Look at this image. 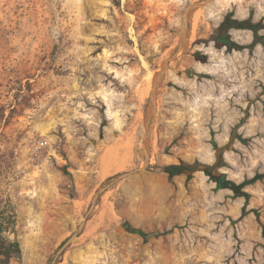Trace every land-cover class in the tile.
<instances>
[{"label":"rangeland","instance_id":"1","mask_svg":"<svg viewBox=\"0 0 264 264\" xmlns=\"http://www.w3.org/2000/svg\"><path fill=\"white\" fill-rule=\"evenodd\" d=\"M203 1L0 0V233L15 249L0 264H264V181L246 188L261 224L203 171L187 182L157 168L218 163L237 183L264 172V30L252 50L211 42L231 12L264 25V0H213L193 15L160 92L149 169L108 189L56 256L95 193L143 167L147 76Z\"/></svg>","mask_w":264,"mask_h":264},{"label":"trees","instance_id":"2","mask_svg":"<svg viewBox=\"0 0 264 264\" xmlns=\"http://www.w3.org/2000/svg\"><path fill=\"white\" fill-rule=\"evenodd\" d=\"M264 30L263 20L255 22L252 16H249L245 19H240L235 17L234 13H228L219 26L215 29V32L211 38V42L214 43L215 47L218 49L225 48L227 51H243L246 49L252 50L259 44H262V36L260 32ZM232 31H249L253 34L254 41L251 45L241 44L234 40L232 36ZM194 57L197 61L206 63V57L201 55L200 52H196ZM223 165L215 164H205L200 161L190 162H181L180 164H169L157 166L160 172H163L168 175L170 180H173L175 177L185 175L187 177V182L194 178V175L203 171L212 181L217 185V189H229L233 192L234 197L244 198L246 200V206L242 210V217L247 215L250 212L256 213L257 219H259V213L256 210L247 211V205L251 199V194L246 191V188L252 185L257 184L258 182L264 181V172L256 173L251 178H246L243 182L237 183L234 180L227 178L225 173H220V169ZM67 172V171H66ZM72 178V174L67 172ZM72 198H75V190H72ZM262 224V223H261ZM124 227L127 231L141 236L144 240L149 238V234L145 231L132 227L128 222H125ZM264 227V225H263Z\"/></svg>","mask_w":264,"mask_h":264},{"label":"water","instance_id":"3","mask_svg":"<svg viewBox=\"0 0 264 264\" xmlns=\"http://www.w3.org/2000/svg\"><path fill=\"white\" fill-rule=\"evenodd\" d=\"M213 0H205L200 3L192 4L188 7L185 13V24L184 29L181 33L180 39L175 47L169 55L164 59V61L160 64L159 68L155 71V77L152 84L151 94L148 100V104L145 111L144 117V140H143V147H144V164L142 168L135 169L130 172L122 173L112 181L104 185L100 190H98L93 199L91 206L88 210V213L84 217V220L78 227L77 231L73 233V235L62 245V247L57 251L56 256H60L61 254L65 253L68 247L72 244V242L80 237V235L85 230L87 223L89 221V217L93 214L96 210L98 203L103 196L104 193L108 191L113 185L118 183L119 181L133 178L134 176L138 175L141 171H147L151 165V156H150V141L152 137V133L154 130V126L156 123V116H157V109H158V101L160 92L164 86V82L168 76V74L172 71V64L176 63V67L180 65L181 59L189 49V43L191 38V28H190V21L193 15L198 12L199 10L206 9Z\"/></svg>","mask_w":264,"mask_h":264},{"label":"flooded vegetation","instance_id":"4","mask_svg":"<svg viewBox=\"0 0 264 264\" xmlns=\"http://www.w3.org/2000/svg\"><path fill=\"white\" fill-rule=\"evenodd\" d=\"M0 233V262L10 260L11 255L15 252L14 247L10 243H7Z\"/></svg>","mask_w":264,"mask_h":264},{"label":"bare ground","instance_id":"5","mask_svg":"<svg viewBox=\"0 0 264 264\" xmlns=\"http://www.w3.org/2000/svg\"><path fill=\"white\" fill-rule=\"evenodd\" d=\"M192 39V38H191ZM175 63H173L172 64V66L174 65ZM155 73L156 72H153V71H151L150 73H149V75L147 76V90H149V92H151V90H152V84H153V81H154V77H155ZM146 88V87H145ZM143 92V91H142ZM149 92H147V93H149ZM145 93V92H144ZM148 95V94H147Z\"/></svg>","mask_w":264,"mask_h":264}]
</instances>
